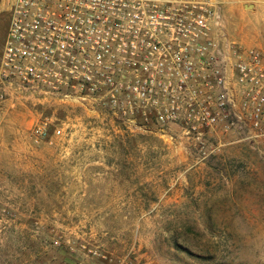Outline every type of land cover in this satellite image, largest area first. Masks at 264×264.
<instances>
[{
	"label": "rangeland",
	"instance_id": "374dc122",
	"mask_svg": "<svg viewBox=\"0 0 264 264\" xmlns=\"http://www.w3.org/2000/svg\"><path fill=\"white\" fill-rule=\"evenodd\" d=\"M4 92L0 264H264V128L194 139Z\"/></svg>",
	"mask_w": 264,
	"mask_h": 264
},
{
	"label": "built area",
	"instance_id": "2783aa9c",
	"mask_svg": "<svg viewBox=\"0 0 264 264\" xmlns=\"http://www.w3.org/2000/svg\"><path fill=\"white\" fill-rule=\"evenodd\" d=\"M2 1L0 86L17 98L86 103L194 139L264 128L263 53L224 35L215 0Z\"/></svg>",
	"mask_w": 264,
	"mask_h": 264
},
{
	"label": "crops",
	"instance_id": "0c3cea01",
	"mask_svg": "<svg viewBox=\"0 0 264 264\" xmlns=\"http://www.w3.org/2000/svg\"><path fill=\"white\" fill-rule=\"evenodd\" d=\"M223 14L224 35L232 41L249 48L260 47L264 56V0H215ZM4 3L8 13L7 4ZM247 8H253L248 11ZM9 14V13H8ZM9 18V17H8ZM9 30V28H8ZM8 30L1 45L0 66ZM258 49V48H255Z\"/></svg>",
	"mask_w": 264,
	"mask_h": 264
}]
</instances>
